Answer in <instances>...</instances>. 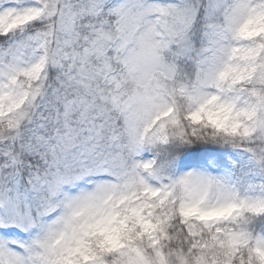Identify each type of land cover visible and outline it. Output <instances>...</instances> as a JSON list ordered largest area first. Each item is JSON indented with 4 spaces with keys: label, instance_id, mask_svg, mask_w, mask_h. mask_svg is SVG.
<instances>
[{
    "label": "snow or ice",
    "instance_id": "snow-or-ice-1",
    "mask_svg": "<svg viewBox=\"0 0 264 264\" xmlns=\"http://www.w3.org/2000/svg\"><path fill=\"white\" fill-rule=\"evenodd\" d=\"M0 264H264V0H0Z\"/></svg>",
    "mask_w": 264,
    "mask_h": 264
}]
</instances>
